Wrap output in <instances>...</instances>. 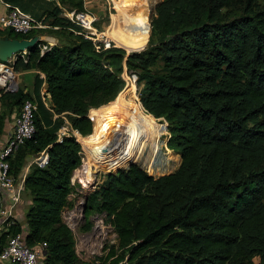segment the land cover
Returning a JSON list of instances; mask_svg holds the SVG:
<instances>
[{"label": "trees", "instance_id": "trees-1", "mask_svg": "<svg viewBox=\"0 0 264 264\" xmlns=\"http://www.w3.org/2000/svg\"><path fill=\"white\" fill-rule=\"evenodd\" d=\"M56 1L84 10L82 0ZM155 9L146 45L127 55L120 47L97 49L68 17L52 12L49 24L63 39H38L26 59L15 58L16 69L44 75L35 73L33 93L21 86L2 92L0 133L5 117L35 92L57 119L51 121L40 100L33 135L9 157L16 177L29 154L47 152L43 165L32 160L24 174L26 227L8 216L0 246L20 231L31 246L45 242L43 261L51 264H264V3L159 0ZM41 29L19 33L0 26V35L30 37ZM123 63L142 84L145 110L165 119L166 145L180 162L159 175L136 162L105 173L85 209L104 211L117 241L86 260L62 216L71 203L73 170L82 162L81 144L73 135L58 138L56 126L64 115L92 136L88 110L118 97ZM148 140L130 133L124 161L140 155Z\"/></svg>", "mask_w": 264, "mask_h": 264}, {"label": "rangeland", "instance_id": "rangeland-1", "mask_svg": "<svg viewBox=\"0 0 264 264\" xmlns=\"http://www.w3.org/2000/svg\"><path fill=\"white\" fill-rule=\"evenodd\" d=\"M93 1H95V3L92 10L97 14V18L95 17V19H92L89 14H84V18L85 21H87V29L95 30L96 28V30L103 31L104 35L100 39H94V41H97L99 44L97 49L120 47L125 51L126 55L133 50L142 49L146 45L150 33V21L155 14V6L159 0H153L152 7L147 13V19L145 20L146 24L144 26V37L140 45H134L133 41H128L126 38L117 37L118 32L115 31L113 23L115 16L119 12L120 0ZM258 1L261 4L264 3V0ZM16 4L30 13L34 18L42 20V22L49 23L53 17L52 12H55L58 16L68 17L72 21L75 31H77V29L81 30V27H84L80 24L84 19L81 18L82 13H77V11L73 12L74 8L70 7L67 2H61L59 4L56 0H17ZM135 6L136 7L131 5V7L128 6V8L137 10L138 5ZM45 29H47L46 32L56 34L62 38L61 32H57L56 28L48 26L45 28L42 27L41 30ZM65 29L68 30L67 28ZM63 33L66 34L67 32ZM35 34H39V32ZM17 69L19 71V86L25 88L24 82L27 83L29 81L30 73L23 72L21 66H18ZM120 74L124 79V85L119 91L120 93L118 92V97L106 105H103V103L98 106H91L88 110L93 126L91 132L94 133L92 136L84 134L85 136H83L80 141L83 154L82 162L73 170L72 182L74 184V190L69 195L71 203L65 206L62 211L63 219L73 230L76 250L79 256L86 260H94L96 255L103 252L102 249L104 245L113 244L117 241L116 233L109 221L108 215L95 207L89 208L88 214L85 209V197L101 185L105 173L109 170H115L116 167L126 166L130 160H135L136 163L141 165L148 172L153 175H159L175 169L180 160V154L166 145L169 132L165 124V119L163 117L154 116L143 107L139 99V92L142 84L138 82L136 73L127 69L125 63H123ZM33 95L35 102L38 104V109L40 108L39 103L41 100L45 109L47 108L48 110V116L51 118V121L54 122L57 119V114L50 111L47 101L42 96L40 99L37 92ZM4 107L5 104H3L0 98V109ZM16 108L18 107L16 106L15 110ZM40 114L42 115L41 112ZM61 117L63 119L65 118L64 115ZM62 122L63 121L56 126L57 129ZM54 125L56 124L52 123L50 126ZM110 129L113 131L120 130V132L126 135L123 139V146L114 157L112 162L113 166L106 169L101 167L100 164L94 165L97 163L92 159L95 156H99V152L96 149L90 148V144L97 143L100 140L104 142L103 137ZM153 129H157L154 135ZM130 133L131 135L134 134L135 138H137L138 134L141 138H149L148 142L152 144L144 146L140 155L124 161L125 159L123 158L126 156L125 144ZM34 156L35 154H29L27 159H25V163L32 161ZM107 160V163H111V160ZM88 163L92 164L86 168V164ZM23 193H25V198L27 193ZM87 223H89V227L85 228ZM1 230L2 229H0V234ZM42 260L43 256L41 254L39 261Z\"/></svg>", "mask_w": 264, "mask_h": 264}, {"label": "built area", "instance_id": "built-area-1", "mask_svg": "<svg viewBox=\"0 0 264 264\" xmlns=\"http://www.w3.org/2000/svg\"><path fill=\"white\" fill-rule=\"evenodd\" d=\"M5 5L6 11L0 14V26L10 27L19 33H26L35 27L42 26L39 19L34 18L26 10L19 7V5L6 1ZM74 11L76 10L74 9ZM78 12L83 14H81L82 19L84 18V14H89L92 19H95V16L86 11L85 8ZM86 22L85 18L83 22H80L85 30L77 31H83V34L86 37L93 38V41L94 39H100L95 37L96 28L95 30L87 29ZM94 42L95 46L99 47L97 41ZM44 47H46V44H43ZM18 55L26 59V50L19 51L7 59L0 58V95L7 90H15L19 86V71L14 67V61ZM36 109L37 103L31 98H25L18 111L14 114L13 125L8 131L6 139L0 145V188L6 189L10 193L9 205L4 209H0V212L5 213L1 219V224H4L8 216L15 218L12 214L13 207L20 199L19 187L15 183L13 173L9 170V157L25 139L33 135L35 131ZM56 133L58 138H61L63 135H73L79 142L84 136L77 127L71 125L66 116L56 130ZM33 160L43 165L47 160V152L45 150L39 151ZM4 228L6 229L5 225ZM0 229H3V226ZM44 245L45 242L37 243L34 246L29 245L24 240L23 233L20 231L7 234L5 242L0 246V264H51L43 260L39 261V257L44 250Z\"/></svg>", "mask_w": 264, "mask_h": 264}, {"label": "bare ground", "instance_id": "bare-ground-1", "mask_svg": "<svg viewBox=\"0 0 264 264\" xmlns=\"http://www.w3.org/2000/svg\"><path fill=\"white\" fill-rule=\"evenodd\" d=\"M152 3L153 0H120L119 12L115 16L113 23L115 31L118 32L117 37L126 38L128 41H133L134 45H140L144 37L145 20L147 19V13L152 7ZM131 5L134 7H136L135 5H138V9L131 10L128 8V6L131 7ZM125 135L126 134L120 132V130L113 131L110 129L103 137L104 142L100 140L97 143L90 144V148L96 149L99 152V156H95L92 159L97 163L94 165L100 164L101 167L106 169L112 167L114 157L123 146ZM107 159L111 160V163H107ZM90 164L92 163L86 164V168H88Z\"/></svg>", "mask_w": 264, "mask_h": 264}, {"label": "crops", "instance_id": "crops-1", "mask_svg": "<svg viewBox=\"0 0 264 264\" xmlns=\"http://www.w3.org/2000/svg\"><path fill=\"white\" fill-rule=\"evenodd\" d=\"M6 2H8V1H6ZM94 3H95V1H93V0H85V1H83V6H84L86 11H89L93 16H95L97 18V14L92 10V8L94 7ZM4 11H6L5 0H0V14L3 13ZM39 21L41 22L42 26L37 27V28H42V27L45 28V27H48V26H52L53 28L57 27V25H51L49 23L42 22V20H39ZM76 22H78V21H76ZM46 30L47 29L38 31L40 39L45 40L49 44L55 43V42H57L59 40V38H58V36L56 34L48 33V32H46ZM81 30H85L84 27H81ZM103 35H104L103 31H100L98 29L96 30L95 37L101 38ZM22 71L30 73L29 81L27 83L24 82V86H25V88H28L33 93V83H34V75H35V73L39 72L40 76H43L44 73L41 72L40 70H38L37 68H33V67L32 68H22ZM14 114H15V112H12L9 116L5 117L3 129H2V132L0 133V145L6 139L7 133L10 130V128L12 127V125H13ZM179 162H180V160H179ZM27 169H28V163H26V165L23 167V169L19 172V174L16 177L14 176L15 183L19 187L20 199L14 205L13 211H12L13 212L12 213L13 216H15V218H17L19 220V222L24 227H26L25 226V222H26L25 221V211H26V209L28 207V204L30 203V194L23 187V178H24V174H25ZM0 192H1V200H2V207L1 208L4 209L10 203L9 202L10 193L6 189H2V188H0ZM23 192L27 193V196L25 198H24V196H25L24 194L25 193H23ZM4 215H5L4 212H0V222H1V219L4 217ZM1 226H3V228H4V224L0 223V227Z\"/></svg>", "mask_w": 264, "mask_h": 264}, {"label": "water", "instance_id": "water-1", "mask_svg": "<svg viewBox=\"0 0 264 264\" xmlns=\"http://www.w3.org/2000/svg\"><path fill=\"white\" fill-rule=\"evenodd\" d=\"M38 39H40L39 34H33L30 37H12L0 35V58L7 59L19 51L27 50V48L36 43ZM131 162H135V160L128 161V164Z\"/></svg>", "mask_w": 264, "mask_h": 264}]
</instances>
